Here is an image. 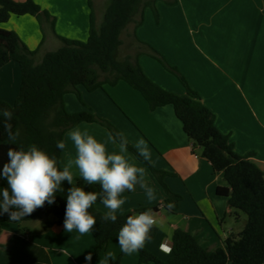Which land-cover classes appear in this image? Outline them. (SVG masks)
<instances>
[{
    "label": "crops",
    "instance_id": "obj_1",
    "mask_svg": "<svg viewBox=\"0 0 264 264\" xmlns=\"http://www.w3.org/2000/svg\"><path fill=\"white\" fill-rule=\"evenodd\" d=\"M35 1L52 17L54 29L32 15H12L7 22L0 23V28L16 32L32 51L57 50L62 46L60 38L86 42L92 14L99 27L109 5L108 0ZM168 1L171 0H157L153 6H147L140 24H131L124 32L122 39L125 36L132 41L124 57L133 55L138 43L163 55L213 112L216 127L229 138L237 154L249 157L264 172V0H176L173 4ZM125 44L124 41L123 47ZM139 63L161 88L180 96L187 94L180 80L148 53L140 56ZM20 86V66L11 61L0 69V99L13 104ZM80 92L82 100L72 93L65 95L67 110L91 111L123 132L134 149L143 138L151 150V166L164 172L166 186L181 196L178 209L169 212L168 194L149 166L129 149L120 153L118 143L105 145L107 153L123 154L129 164L144 167L145 180L156 190L157 199L151 203L141 187L123 193L126 202L117 209V215H122L141 207L158 208L163 228L147 244L149 251L167 260L171 251H162L161 245L172 250L173 234L178 229L191 233L211 250L225 247L231 234L243 231L247 223L243 214L230 208L228 198L217 193L218 187H228L224 174L215 172L202 157V149L188 138L173 106L151 110L142 94L124 81L93 91L80 88ZM76 127L87 130L98 142L106 141L110 132L99 123L84 122ZM69 132L64 137L61 168L69 158L76 157ZM71 171L74 181L83 182L75 165ZM96 207L103 213L108 211L100 203ZM39 220L42 225L36 231L31 227L34 220L2 224L0 264H34L46 259L51 264H98L108 251L115 256L109 264L117 260L120 264H139L137 252L125 255L116 243L95 256L91 232L80 234L73 229L67 233L56 224L44 229L47 219ZM89 253L90 262L85 260Z\"/></svg>",
    "mask_w": 264,
    "mask_h": 264
},
{
    "label": "trees",
    "instance_id": "obj_2",
    "mask_svg": "<svg viewBox=\"0 0 264 264\" xmlns=\"http://www.w3.org/2000/svg\"><path fill=\"white\" fill-rule=\"evenodd\" d=\"M156 1L110 0L99 27L92 14L90 35L86 42L60 38L62 46L46 52L41 61L36 60L38 51L30 50L16 32L0 28V69L11 61H16L21 69V86L16 101L10 104L0 99V108L13 111V129H21L19 140L15 144L9 143L0 119V169L7 162L9 148H19L21 144L27 147L33 143L49 155L55 154L61 167L64 150L56 147L57 141H64L67 131L84 122L99 123L112 133L119 132L111 123L89 110L70 113L65 106V95L74 92L82 100L80 88L93 91L106 84L115 85L124 81L142 94L151 110L173 106L188 138L202 149V157L211 163L215 172L224 174L228 187H218L217 193L228 198L230 208L247 216L243 231L231 234L224 242L225 247L213 250L203 247L191 233L176 230L172 238L171 255L167 260L157 257L147 248V244L158 235L159 229L154 228L151 240L136 251L139 254V264H264V172L255 161L237 154L229 138L216 127L213 112L203 104L201 97L189 86L181 72L169 65L163 55L150 46L138 43L133 55L123 58L120 56L124 45L122 35L131 24L139 25L143 10L147 6H153ZM175 2L176 0L168 1L170 4ZM12 15L36 16L41 23H50L54 29V20L47 12L42 11L35 0H0V23L7 22ZM144 53L157 59L173 73L185 86L187 94L180 96L154 83L139 63V58ZM128 149L156 175L168 194L166 204L174 201L175 208L172 211H176L181 196L171 192L166 186L165 173L139 157L129 144ZM74 184L83 187L85 191H101L98 183L89 186L76 180ZM62 186L65 191L55 194L54 204L48 205L45 202L44 206L22 220L14 221L7 214L0 215V233L3 223L22 224L37 219H47L44 229L51 224L63 226L67 189L71 185L64 181ZM2 187H7L4 179H0V188ZM129 192L125 190L124 193ZM97 203L102 204L98 199L89 209L97 221L94 231H90L95 239V256L109 244H118L119 228L128 215L148 209L141 207L117 215V221L112 223L102 219L103 212L97 209ZM153 209L158 211V208ZM50 217L55 218V221H48ZM34 264L51 262L46 259L45 262ZM112 264L120 262L117 260Z\"/></svg>",
    "mask_w": 264,
    "mask_h": 264
},
{
    "label": "clouds",
    "instance_id": "obj_3",
    "mask_svg": "<svg viewBox=\"0 0 264 264\" xmlns=\"http://www.w3.org/2000/svg\"><path fill=\"white\" fill-rule=\"evenodd\" d=\"M13 115L12 110L0 108V119L8 142L15 144L21 136V129H13ZM68 135L75 146L76 157L74 160L69 158L62 170L55 154L49 155L34 143L27 147L21 144L19 148L8 149L7 162L0 169V179L7 181V187L0 188V215L7 214L14 221L22 220L44 206L45 202L48 205L54 204L55 194L65 191L62 183L67 181L71 187L67 189L63 228L67 233L76 229L84 234L94 231L97 221L89 209L98 199L108 209L102 219L112 223L117 221V209L126 202V198L121 197L125 190L131 192L139 186L144 189L150 203L157 199L155 188L145 180L144 167L129 164L123 154L106 152L105 145L109 142L118 143L120 153L127 152L128 140L123 132H109L104 142H98L87 130L81 131L79 127L71 129ZM56 147L64 150L65 142L58 140ZM134 147L139 157L152 163L151 150L143 138ZM73 165L78 169L84 184L91 186L98 183L101 191H85L83 187L74 184L71 171ZM174 208V201L167 204L169 212ZM154 228H163L156 210L148 208L128 215L117 234L120 251L129 255L142 249L145 242L151 240ZM161 250L170 252L171 248L161 245ZM85 260L90 262L92 254L89 253ZM114 260V253L108 251L103 259H99L98 264H109Z\"/></svg>",
    "mask_w": 264,
    "mask_h": 264
},
{
    "label": "rangeland",
    "instance_id": "obj_4",
    "mask_svg": "<svg viewBox=\"0 0 264 264\" xmlns=\"http://www.w3.org/2000/svg\"><path fill=\"white\" fill-rule=\"evenodd\" d=\"M109 2H110V0H108V4H109ZM123 39H124V41L126 42V44H125L126 46H124V47L121 48V53H120L121 58L124 57L125 52H127V50L129 49V43L132 42L130 38H127V37H125V36H123ZM131 44H132V43H131ZM60 45H61V44H60ZM47 51H49V49L38 50V53H37V55H36V60H37V61H41L42 58H43V56H44V54H45ZM50 51H54V49H53V50H50ZM133 52H134V51H133ZM70 93L74 94L75 96L77 95V94L74 93V92H70ZM68 94H69V93H68ZM101 125H102V124H101ZM241 214H243L245 220L247 221V216H246L244 213H242V212H241ZM40 225H42V221H40L39 219L34 220L33 223H31V227L33 228L34 231H36L35 229H36V228L38 229Z\"/></svg>",
    "mask_w": 264,
    "mask_h": 264
}]
</instances>
